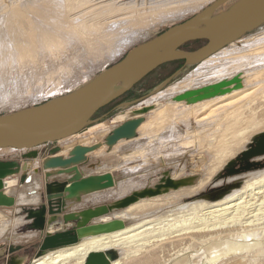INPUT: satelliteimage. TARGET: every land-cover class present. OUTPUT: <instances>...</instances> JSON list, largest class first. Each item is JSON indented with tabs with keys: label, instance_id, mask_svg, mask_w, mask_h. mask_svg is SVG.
Segmentation results:
<instances>
[{
	"label": "bare ground",
	"instance_id": "1",
	"mask_svg": "<svg viewBox=\"0 0 264 264\" xmlns=\"http://www.w3.org/2000/svg\"><path fill=\"white\" fill-rule=\"evenodd\" d=\"M239 1H227L214 16L227 14ZM159 2L37 0L25 5L12 4L0 17V64L10 61L14 65L12 67L35 68L40 59H37L39 50L53 52L64 47L60 33L67 34L65 39H68L74 34L90 36L93 31L106 30L108 25L114 26L119 22L137 25V17L161 7ZM180 2L184 1L172 0L164 5ZM30 13L34 15L32 18ZM262 56L264 32L252 41L234 43L213 54L199 63L192 75L145 101V104L158 102L161 106L146 116L137 132L155 138L163 127L166 128V148L178 151L180 155V158H174L177 168L183 166L187 156L202 153L208 156L203 174L195 185L140 200L121 214L125 219H133L153 211H168L143 217L124 231L84 239L75 246L36 259L32 264H84L90 252L105 253L109 249H117L119 253L112 262L107 256L111 264H250L251 257H264V170L253 173L239 190L219 201L183 204L185 199L195 197L211 185L216 174L245 148L253 135L264 132V65L238 74L213 76L215 69L238 62L249 65ZM235 77L239 83L227 87L223 94L202 100H175L186 92L202 90ZM159 101H163V105ZM107 127L111 126L95 133L104 136L109 130ZM180 128H185L181 131L190 140L177 139ZM95 133L79 141L81 144L89 142ZM63 147L64 150L69 148L66 144ZM5 151H10L9 155L16 152L11 148L0 149V153ZM135 154L130 152L129 157ZM31 172L35 174L37 169ZM182 172L183 169H179L172 174L173 178ZM37 194L34 189L28 196L18 194L16 202H33ZM4 221L6 219L0 215V222ZM16 222L14 219L10 223H1L0 236L8 227L13 229Z\"/></svg>",
	"mask_w": 264,
	"mask_h": 264
},
{
	"label": "water",
	"instance_id": "2",
	"mask_svg": "<svg viewBox=\"0 0 264 264\" xmlns=\"http://www.w3.org/2000/svg\"><path fill=\"white\" fill-rule=\"evenodd\" d=\"M227 1L215 0L188 20L134 47L80 88L42 104L0 115V149L31 151L46 145L53 146L35 173L38 175L42 171L45 180L46 190L41 196L40 207L26 212L31 230L40 232L35 259L31 261L28 250L21 246H8L0 248V264H32L36 259L75 246L84 239L124 231L127 228L125 220L118 217L116 212L124 211L140 200L190 187L199 181L198 174L175 179L165 171L156 183L114 202L74 214L63 213L67 203L78 204L83 196L118 185L107 170L121 167L123 155H129L130 151L122 153L112 151V148L119 141L135 139L145 117L157 110L161 103L138 106L143 100L124 102L115 107L117 112L111 116L96 118L97 114L130 92L159 67L173 62H183L182 67L196 66L227 46L244 42L245 37L249 38L264 28V0H240L227 14L214 16ZM193 42H203V45L192 51L186 50L185 45ZM245 64L239 62L229 65L225 73L221 71V76L238 74L246 69ZM215 75L220 73L216 72ZM172 79L173 76L168 78L155 89V93L166 88ZM238 83L235 77L202 90L186 92L175 100L210 98L225 93L227 87ZM116 125L93 146L86 147L75 142L106 126ZM62 141L73 143L67 159L58 156L65 149L59 145ZM103 146L110 151L91 158L85 157L87 153L99 151ZM263 155L264 132L257 136L253 148L243 151L236 158V161L246 162V165L231 169L234 161L229 162L226 174H238L260 166L258 162L251 163L249 160L256 161ZM29 169L28 163L0 161V205L10 204L11 200L3 191L17 183V180L8 182L7 179L16 177L21 185L26 184ZM60 175H69V179L60 180L57 178ZM107 256L101 251L90 252L84 264H111Z\"/></svg>",
	"mask_w": 264,
	"mask_h": 264
},
{
	"label": "rangeland",
	"instance_id": "3",
	"mask_svg": "<svg viewBox=\"0 0 264 264\" xmlns=\"http://www.w3.org/2000/svg\"><path fill=\"white\" fill-rule=\"evenodd\" d=\"M34 1L37 0H0V17L5 15L8 8L12 4L25 5L33 3ZM159 1L162 6L154 11H148L147 13L137 17V25L123 24L126 23L125 21L119 22L114 26L108 25V29L106 28V30L103 29L97 32L93 31L91 33L92 36H85L83 34H74L70 36L69 34L70 37H68V39H65L67 37V34L60 33L61 36L63 35V39L65 42L64 47L59 51L53 52L47 50H43V52L39 50L41 56H38L37 59H40L38 60V66L35 68L31 69L28 67H23L20 69L17 68V66L12 67L14 65H12L10 61H7V66L6 64L3 65V63L0 64V115L10 114L21 109L42 104L48 100L78 89L93 77L98 75L100 72L106 70L107 68L118 62L129 50L156 37L165 30L188 20L189 18L193 17L201 10L209 6L215 0H183L184 2L170 5H164V3L170 2L172 0ZM29 16L32 18L34 15L30 13ZM112 27L113 29L111 30ZM263 32L264 28L261 29V31L249 36V38L245 37V41H252L256 37H258V34ZM1 36L2 35H0V39ZM81 38L85 39L81 41ZM202 45L203 42H193L185 45V49L188 51H192ZM42 52L44 53V55ZM245 63L246 69H244L243 71L251 67L264 65V56L252 60V62H249V65L247 62ZM182 66L183 63L181 62H173L159 67L157 70L150 73L141 82H139L130 91L129 94L125 95L115 103L103 109L99 114H97L96 118L104 117L106 115H113L115 112H117V110H115V107L118 104L124 102L143 100V103L138 106L144 105L147 99L157 94L155 93V89L161 86L168 78L173 76V79L168 84V87L173 86L186 77L190 76V74L194 73L195 69L198 68V65L191 67ZM226 67H224L223 69H215V71L213 72V76L217 77L215 73L218 72L221 74L222 70V73H225ZM159 102H162L163 105V101ZM144 121H146V117ZM107 128L109 129L108 131L112 130V127ZM184 129L185 128H180L177 136H175L177 137V139L181 138L190 140L191 138L189 136H185L182 133L181 130L184 131ZM108 133L109 132H107V134ZM259 134L261 133L253 135L250 138V141L245 144V148L243 150L253 148ZM142 135V132H137V136L135 139L118 142V144L112 148V151L124 152L129 150L130 152L136 153L135 155H132V157H129L130 153L129 155H123L122 157L123 168H121L120 170H124L126 178L123 179L119 185V194L121 195L119 199L129 195L135 190L142 189L156 183L161 178V173L165 171L169 172L170 176L173 177L172 174L178 172L179 169H183V172L180 173L177 178H184L195 174H198L201 178L205 163H207L208 160V156L205 153L189 157H186L185 154L184 156L187 159L183 163L184 167L177 165L179 166L177 168L175 165L177 163L175 162L174 158H180V155L178 151H169V148H166V141L168 139L166 128L164 129L163 127L156 134L155 138ZM149 143L152 145H150ZM242 151H240L231 160H229L226 165L229 162L233 161L234 164L232 165L231 169H237L240 166L246 165V162L236 161V158L240 156V153ZM2 153L7 154V151ZM43 154L45 153L41 151V149L40 151H16L12 155L0 156V161L11 160L18 162L19 164L28 163L30 168L36 166L37 170H39L41 161L37 159L42 157L41 155ZM40 159L42 160L43 158ZM167 159H169L170 161ZM169 162L173 163L169 164ZM249 162H258L260 166L253 167L248 171H243L238 174L227 175L226 173L228 171V168L226 167V165H224L221 171L216 174L211 185L206 187L195 197L185 199L183 204L186 205L191 202L199 201L213 203L239 190L243 186V184L248 179H250L251 176H253V173L264 170V155L256 161L249 160ZM21 174L22 172H20V175ZM41 174L42 171L38 172V175H36V177L34 178L35 180L33 179V185L36 186V189L34 190H37L39 194V199L36 203H34L33 201L27 204H16V193L22 192L23 186L30 183L31 179L29 180L28 171L26 173L28 177V181L26 184L21 185L18 182V178L16 177H9L7 179L8 182H14L17 180V183L15 186H10L7 190L3 191V194L7 198H9V201H11L10 204L8 203L9 205H0V215H2L4 219H6V221L0 222V225L1 223H10L11 221L13 222L14 219L15 221H17V225L13 229L8 227L5 230L4 235L0 236V243L4 241L17 242L14 237L16 227L20 223H22L23 220L27 221L26 212L28 210L38 209L40 207L41 196L46 190L45 185L44 190H42L39 184ZM166 211H168V209L153 211V213L151 212L152 215H140L134 217L133 219H125L121 212H116V215L120 218H123L125 220L127 228H129L137 221H140L143 217H151L154 215H158L159 213H165ZM38 246L39 244L36 247H33L29 252L31 261L35 259ZM108 253H111V262L119 257L117 249H109L105 252V254ZM250 260V264H264V257H251Z\"/></svg>",
	"mask_w": 264,
	"mask_h": 264
},
{
	"label": "crops",
	"instance_id": "4",
	"mask_svg": "<svg viewBox=\"0 0 264 264\" xmlns=\"http://www.w3.org/2000/svg\"><path fill=\"white\" fill-rule=\"evenodd\" d=\"M61 96H63V95H61ZM117 126L118 125L113 126L112 129L117 127ZM96 134L97 133L94 134V139H92L89 142L83 143V145L86 146V147L93 146L96 142L101 141V139H103V137H105L107 135V133L104 136H102L100 134H97V135ZM77 142L81 143V141H79V140H77ZM120 142H122V141H120ZM64 144L69 146V148L67 150L63 149L62 153H60L58 156L62 157L63 159H67L68 158V153H69V151L72 148V144L67 142V141H62V142L59 143V145H61V146H63ZM52 147H53L52 145L47 146V147L43 146V147H40V148H37V149H34V150L40 151V149H41V151H43L45 154L41 155L42 157H40V158H44V157L47 156L48 150L50 148H52ZM105 151H110V150L107 149L105 146H103L102 149H100L99 151L87 153L85 155V157L86 158H91V157L99 155L101 152H105ZM9 154H11V152L7 151V154H3L2 153V154H0V156H5V155H9ZM40 158L37 159V160L41 161ZM121 168H123V166L119 167V169H116V170H112V169L107 170V173H110L113 176V179L118 182V185L116 187H114L112 189H108L106 191H102V192L94 193V194H91V195L83 196L82 199H81V202L78 203V204L69 202V203H67L66 210L63 213L64 214H74V213H77V212L84 211V210H86L88 208H96V207H99V206H103V205H106L108 203L114 202L117 199H119L121 197V195L119 194V185H120L121 181L126 178L125 172H124L123 169L120 170ZM36 169H37L36 166H33V167L30 168V171L28 172V176L31 179L30 183L28 185H24L23 186V191L22 192H17L16 193L15 199H17L16 196L18 194H23L25 196L31 195L32 190L36 189V186L33 185V179L36 177V174H33L31 172L32 170H36ZM30 176H32V177H30ZM57 178L60 179V180H63V179H67L68 180L69 179V175H65V176H61L60 175V176H57ZM39 184H40V187L42 188V190H44L45 180H44V177H43V172L41 174V178L39 179ZM67 186H69V185H67ZM10 192H12V191H10ZM37 193H38V191H37ZM38 199H39V195L37 194L36 195V200L34 201V203H36L38 201ZM27 203H30V202L17 203V204H27ZM35 208H37V207H35ZM14 237L17 240V242H13V241L1 242L0 243V248H2V247L7 248L9 245L21 246V247L24 248V250H28V253H29L31 251V249L33 247H36L39 244V242H40V232L31 230V228L29 226V222L28 221H24V220H23L22 223H20L16 227ZM107 255L109 257H111V253H108ZM111 259H112V257H111Z\"/></svg>",
	"mask_w": 264,
	"mask_h": 264
},
{
	"label": "trees",
	"instance_id": "5",
	"mask_svg": "<svg viewBox=\"0 0 264 264\" xmlns=\"http://www.w3.org/2000/svg\"><path fill=\"white\" fill-rule=\"evenodd\" d=\"M181 63H183V62H181ZM129 93H130V92H128L127 94H129ZM127 94H125V95H127ZM125 95H124V96H125ZM124 96H123V97H124ZM142 98H143V97H142ZM135 101H136V100H135Z\"/></svg>",
	"mask_w": 264,
	"mask_h": 264
},
{
	"label": "built area",
	"instance_id": "6",
	"mask_svg": "<svg viewBox=\"0 0 264 264\" xmlns=\"http://www.w3.org/2000/svg\"><path fill=\"white\" fill-rule=\"evenodd\" d=\"M47 146H50V145H46V146H44V147H47Z\"/></svg>",
	"mask_w": 264,
	"mask_h": 264
},
{
	"label": "flooded vegetation",
	"instance_id": "7",
	"mask_svg": "<svg viewBox=\"0 0 264 264\" xmlns=\"http://www.w3.org/2000/svg\"><path fill=\"white\" fill-rule=\"evenodd\" d=\"M236 166H238V165H236Z\"/></svg>",
	"mask_w": 264,
	"mask_h": 264
}]
</instances>
